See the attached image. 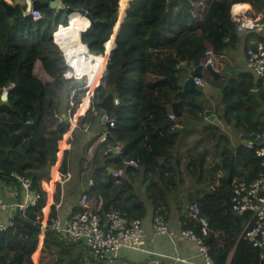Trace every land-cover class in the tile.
<instances>
[{
	"label": "trees",
	"instance_id": "1",
	"mask_svg": "<svg viewBox=\"0 0 264 264\" xmlns=\"http://www.w3.org/2000/svg\"><path fill=\"white\" fill-rule=\"evenodd\" d=\"M245 1H253L260 10L264 8V0H128L119 26L118 22L115 25L116 34L114 26L108 24L89 26L90 21L76 11L70 14L67 24L66 8L87 9L93 20H112L118 17L122 0H62L59 9L44 7L40 19L24 15L19 7L7 11L0 4V90L9 84L7 100L0 98V177L14 179L13 171L26 175L42 193L37 206L26 214L30 221L42 222L47 195L43 181L49 179L44 168L47 161L56 160L58 152L56 142L46 132L43 111L48 85L52 80L63 82L59 74L54 76L62 53L52 32L58 24H67L57 34L78 39L80 31L89 26L82 37L94 52L101 51L115 37L110 64L93 90L91 106L82 119L91 127L99 125L103 111L98 102L114 87L119 102L109 113L114 120L111 132L120 149L117 154H105L108 147L104 145L101 155L114 156L110 159L113 166L123 167L126 173L114 176L102 166L100 181L92 186L95 196L104 198L105 209L118 208L132 217H143L147 206L133 187L136 176L143 175L146 181L149 173L160 168V177L169 189H191L184 170L191 178H201L205 167L214 161L215 174L224 171L219 176L213 174L216 187L197 195L189 192L191 203H200L212 229L206 237L210 254L217 264H227L229 259L230 264H264L258 249L240 237L244 217L231 208L228 212L226 207L231 206L233 194L227 180L231 157L235 155L234 179L248 181L261 169L259 158L242 142L234 147L229 132L207 120L205 111L210 102L201 87L184 91L181 84L183 71L199 64L207 50L212 51L217 67L222 59H215L226 48L238 46L240 21L233 16L232 7ZM45 24L48 28L42 31ZM259 39L264 41L263 36ZM137 57L141 70L131 61ZM203 77L223 88L220 103L213 107L217 117L234 124L239 134L264 132V76L255 78L250 71H240L227 77L205 71ZM79 96L81 91L75 96L76 103L83 98ZM173 103L183 111L184 119H170ZM186 124L191 128L180 139ZM107 143L112 145L113 141L104 140L102 144ZM183 147L184 160L177 154L184 151ZM124 159L135 160L136 165H124ZM153 186L157 190L160 185L153 180L147 188ZM153 201L157 206L160 202L166 205L164 198ZM54 214L53 206L50 216ZM190 226L188 223L183 227ZM39 234L40 228L16 215L15 226L0 234V264H34ZM39 264L108 263L95 260L81 242L63 237L48 226Z\"/></svg>",
	"mask_w": 264,
	"mask_h": 264
},
{
	"label": "built area",
	"instance_id": "2",
	"mask_svg": "<svg viewBox=\"0 0 264 264\" xmlns=\"http://www.w3.org/2000/svg\"><path fill=\"white\" fill-rule=\"evenodd\" d=\"M62 2V0H59ZM78 14L88 17L87 9L76 11ZM233 16L240 21V29L248 32L262 33L264 31V15L249 16L250 12L245 10L246 15L242 12L232 11ZM242 13V14H239ZM24 15H32L34 19H40L43 16L41 10H31ZM89 18V17H88ZM93 20L90 19L89 26ZM62 25L58 24L52 32V36L58 45L62 58L57 69L60 77L66 81L69 90V107L68 115L70 118V129L74 128L75 119L71 118L72 108L75 107V96L82 90H87L88 94L96 87L100 81L104 70L110 64L111 52L114 48L112 44L108 49L107 44L99 51L94 52L90 48L88 41L84 40L82 33L87 29L80 31V38L66 37V34H57ZM88 26V27H89ZM106 59H102L103 55ZM246 59L248 66L259 76H264V41L257 40L252 42L246 49ZM94 65V66H91ZM204 68L207 65L214 67V59L211 50L205 52V57L199 63ZM198 65V64H197ZM177 68L179 65L176 66ZM91 74V75H89ZM195 84L204 86L202 77L195 76ZM219 95V92H218ZM91 95L88 96V100ZM85 98V96L83 97ZM87 98V96H86ZM83 102V101H82ZM119 102L115 98V103ZM169 117L175 119V114L170 113ZM106 120L110 126H114V120L109 112H106ZM29 123V121H28ZM69 131V127H68ZM257 137L262 140L244 142L247 149L253 150L255 156L260 161V171L256 177L251 180L235 178L232 181V197L230 208L237 215L244 217V224L240 237L250 243L259 251L260 260H264V132L257 133ZM101 140H105L103 133ZM116 148L119 150L120 145ZM60 150V149H59ZM124 165H136L135 160H123ZM114 176H123L124 168H116L112 172ZM12 176L17 180L24 192L25 198L16 203H9L0 198V234L15 226V214L4 217L5 210L9 208L19 207L22 215L25 216L28 211L37 206L42 198V193L32 186V179L26 175L13 171ZM68 171L66 178H70ZM105 200L98 196L96 201L92 203L91 196L85 192L79 200L80 210L74 211L68 218L62 217L58 208L60 203L55 206V214L42 220L40 233L45 234L46 228L49 226L55 232L63 235V237H71L76 241H84L87 252L97 261L107 263L113 260L122 248H129L141 252L150 253L145 246L146 230L142 218L132 217L127 210L118 208H104ZM186 220L184 224H190V227H182L177 231L171 226L167 220V210L165 206H159L153 216V230L156 234H165L171 238H175L178 234L188 240L196 242L199 248V255L204 257L203 264H217L210 254L211 246L206 242V237L211 233V227L208 218L203 214L199 202H193L186 210ZM175 261L185 264H202L192 258L182 256H172ZM227 264H230V259Z\"/></svg>",
	"mask_w": 264,
	"mask_h": 264
},
{
	"label": "crops",
	"instance_id": "3",
	"mask_svg": "<svg viewBox=\"0 0 264 264\" xmlns=\"http://www.w3.org/2000/svg\"><path fill=\"white\" fill-rule=\"evenodd\" d=\"M7 1L11 2V0ZM126 1L128 0H123V4H121L122 9L126 6ZM236 5H243V8L250 12L249 16H261V10L258 9L253 1L237 2L233 6ZM233 10L234 7H232V11ZM242 13L246 15V12L243 11ZM239 32L240 42L238 46L226 48L223 51V54L215 59L216 61H220L222 59V61H220L221 64L214 68L219 72V75L223 74L227 77H231V75L236 76L240 71H250L255 76V78H258L260 76L257 75L247 64L246 49L252 42L260 40L259 38L261 36L264 37V31L262 33H254L248 32L244 29H240ZM114 37L115 35L110 39L112 40L113 45ZM191 68L193 67H189L185 71H183L181 84L186 78L188 70ZM205 71L207 70H204V73ZM202 79L204 81V86H197L201 87L202 90H204L205 88L203 92L207 100L210 102L209 108L213 110V107L217 106L220 103L223 95V88L213 84L211 82V78H209L210 81L204 77ZM53 88H55L56 93L57 90H60V94H62L63 96L59 99H49L51 89ZM67 94L68 93L64 94V92L60 88L58 89L53 81L50 85H48L47 93L45 95L43 103V107L45 105L44 118L50 117L52 113H55L56 115L58 114L57 116L60 118L59 121L65 122L66 126V123L70 120L68 115L69 106H67L69 104V97L66 96ZM91 94L92 91H90L89 94L87 92L85 94V98H82L81 102L76 103L72 112V118L75 119L74 128L71 130L69 127V131H67L66 135L64 136V140L62 139L61 142L59 141L60 144L58 148L60 150H58L56 160L53 162L52 171L51 173H49V179L43 181V188L45 189L47 195L45 198L46 202L43 209L42 220H45L48 217L47 213L49 211L51 212V209L53 207L52 202L56 204L60 203V206L57 210L59 214L65 218H68L74 211L79 209V200L83 193L87 192L91 196L92 203H94L97 199V196H95L92 186L94 187L95 183L97 181H100V170H102V166H105L106 171H108V167H112L114 168V170H116V168L113 166L112 161H110V159L114 158V156L109 158L106 155H101V151L104 145L108 148L111 145H109L108 143L102 144L101 148H99L98 151V147L95 149V142L99 139L98 137L102 136L103 133H105V128L101 124V117L103 113H101L100 115L99 125L95 127H91L87 122H83L86 126L79 130V137L83 142V150L80 155H76L75 150L77 146V138L75 136L78 132H76V127L79 124V120H82L81 117L84 113L85 107L91 104V101L88 100V96ZM62 98H68V104L66 103L65 105V103H63L62 101ZM172 112L174 113L173 110ZM184 116L185 115L183 114L181 118H177L176 116L175 117L177 118V120H182L184 119ZM50 119L53 118H49V120ZM219 125L221 126V124ZM182 127H186V132H188L191 128V124H186ZM229 134L233 139L234 147H236L239 142H242L244 144V141L238 132L231 131L229 132ZM106 151L105 154H108ZM174 154H176L175 151ZM177 154L179 156L183 155L182 160L185 159L184 155L186 153L184 151H178ZM68 171L70 172L71 176L67 179L66 174ZM160 171L161 169L157 168L156 173H149L146 181L143 175L136 176L135 180L133 181V187L135 188L139 196L144 200L147 206L146 215L140 218H142L146 230L145 246L149 250H151V252L146 253L129 248H122L119 251L118 255L112 260L113 262L108 264H185L179 261H175L172 256L192 258L193 260H196L202 264L205 262L204 257L199 255V248L196 242L188 240L180 234H178L175 238H171L165 234H156L153 230V216L157 208L163 205L167 210V220L169 224L173 226L177 231H179L184 226L183 222L185 218V212L192 204V201H190V205L184 207V201L187 200L186 196H189V192L195 189L193 187L192 189H186L184 187H180L176 190L172 188L169 189L163 177H160ZM123 176H126V173ZM153 180L157 181V185H160L159 189L155 190V186L147 188L148 183ZM0 198L9 203H16L18 201L24 200L25 192L21 184L17 180L0 177ZM154 198H157V200L164 198V202H166V205L160 202L157 206L153 201ZM15 213L16 207H12L8 210H5L3 215L4 217H8L9 215ZM24 217H26V215ZM44 236L45 234H39V243L41 242V244L39 252H37L38 256L35 257V260L33 257L34 264H39L41 250L44 243Z\"/></svg>",
	"mask_w": 264,
	"mask_h": 264
},
{
	"label": "water",
	"instance_id": "4",
	"mask_svg": "<svg viewBox=\"0 0 264 264\" xmlns=\"http://www.w3.org/2000/svg\"><path fill=\"white\" fill-rule=\"evenodd\" d=\"M128 2V1H127ZM0 4H2L7 11H12L15 7H19L24 13H29L31 10H36L39 9L42 11L44 7H50L53 9H59L61 6H63V3L60 2L59 0H11V2H8L7 0H0ZM125 8V7H124ZM123 8V9H124ZM120 6V10H121ZM75 10L71 7L66 8V12L68 14L73 13ZM121 12V11H120ZM261 14L264 15V8L261 10ZM119 16L121 14L119 13L118 17L112 20H93L92 25L94 27H98L100 25L108 24L111 26H114L115 30V25L118 22L119 26ZM88 17L91 19L92 17L90 14ZM117 26V27H118ZM115 32V31H114ZM114 34V33H113ZM204 70L210 71L212 74L219 75V72L211 65H207L206 68H204L202 65L198 64L193 66V68L188 70L186 78L182 82V90H192L197 87L195 84L194 78L195 76L202 77L204 75ZM9 84H6L3 89L0 90V98L4 102L7 100V95H8V88ZM117 97V93L115 92L114 87L109 88L104 97L98 102V106L100 109L103 111L102 117H101V124L105 128V140H111L113 141L112 145L107 149L108 154H113V153H119V150L116 148L117 142L115 137L112 135V127L109 124V121L106 120V112H109L110 110L114 109L116 107L115 103V98ZM40 105H37V108L39 109ZM172 110L174 111V114L177 118H181L183 116V111L180 110L179 106L177 103H173L172 105ZM206 118L214 123L221 124V126L228 132H238L237 127L234 124H231L228 120H226L223 117L218 118L216 114H214L212 109H207L205 111ZM50 118H57L60 119L55 113H52ZM67 127L71 126L70 122L66 123ZM187 131L186 127H182V133L180 136V139H183L185 132ZM241 138L243 139L244 142L248 141H253L255 140L261 141V137H257V133H251V134H240ZM234 161H235V155H233L228 162L229 166V173H228V183L232 184L233 178H234ZM52 166H53V161L49 160L47 161L46 167L44 168V171L46 173H51L52 171ZM109 172H113L114 168L108 167L107 168ZM110 200H107L106 203L109 204ZM227 211H230V206L226 205ZM16 215L20 217V219L24 222H28L31 224H35L36 227L41 228V225L38 223H34L30 221L27 217H24L20 214L19 207L16 208ZM113 261L110 260L108 263H112Z\"/></svg>",
	"mask_w": 264,
	"mask_h": 264
},
{
	"label": "rangeland",
	"instance_id": "5",
	"mask_svg": "<svg viewBox=\"0 0 264 264\" xmlns=\"http://www.w3.org/2000/svg\"><path fill=\"white\" fill-rule=\"evenodd\" d=\"M123 1V0H122ZM127 5V4H126ZM125 8H126V6H125ZM124 8V9H125ZM124 9H121L120 11V14H121V16H122V14H123V11H124ZM121 16H119V19H120V17ZM62 17H65V15L64 14H62ZM55 19H56V13H55V15L51 18V21H52V23H54L55 22ZM46 28H48V24H45L43 27H42V31H44ZM112 40H109L108 42H111ZM108 46V45H107ZM111 47H108V49H110ZM132 61V63H133V65L134 66H137L136 68L138 69V70H141L142 69V67H141V64H140V57H137V60H131ZM58 75V72H56L55 73V71H54V76H57ZM231 76H235V75H231ZM207 80H209L210 81V79L207 77L206 78ZM53 81V80H52ZM55 84H56V87L59 89H61L63 92H64V94L65 93H68L69 94V90H68V86H67V83H66V81H64L63 80V82L62 81H60V80H57V81H53ZM204 90H205V88H204ZM203 90V91H204ZM84 91V93L82 94V92ZM85 93H87V90H82L81 91V96H79V99L80 98H82V97H84V95H85ZM68 94L66 95V96H68ZM63 95L62 94H60V90H57V93H56V90H55V88H53V89H51V92H50V95H49V99H51V98H57V99H59V98H61ZM64 100H65V102H64ZM1 101V100H0ZM48 101V100H47ZM62 101H63V103H65V105H66V103L68 104V98L67 99H63L62 98ZM67 106H69V104L67 105ZM91 106V104H89V105H87L86 107H85V109H84V113H83V115H82V117L87 113V111H88V108ZM44 108H45V105H44V107H43V111H44ZM73 109H74V107L72 108V112H73ZM66 111V110H65ZM71 112V113H72ZM58 115V114H57ZM73 117V114L71 115V118ZM81 117V118H82ZM49 118L50 117H45L44 118V120H45V128H46V132L48 133V134H50L51 135V137H52V139H53V141H55L56 143H55V145H56V148H58L59 147V141L60 140H64V136L66 135V133H67V131H68V129H67V126H65V123L62 121V122H59V119L57 120V119H50L49 120ZM70 119V118H69ZM83 120L84 119H82L81 121L79 120V124L77 125V127H76V138H77V146H76V155H80L81 153H82V150H83V142H82V139L79 137V130H81L84 126H86L84 123H83ZM67 125V124H66ZM73 133V132H72ZM74 134V133H73ZM75 138V139H76ZM99 139L95 142V145H96V147H95V149L97 148V151H98V149L99 148H101V145H102V143H103V141L102 140H100V137H98ZM189 139V138H188ZM191 140V139H190ZM63 143V142H62ZM76 143V142H75ZM190 146V145H189ZM188 146V147H189ZM184 149V152H185V147H183ZM58 150H59V148H58ZM84 152V151H83ZM213 163H214V161H212L211 163H210V165H208V166H206L205 167V173H204V175L205 176H203V177H201V178H198L197 177V175H195V177H190V175H189V173H186V170H184V174H185V178H186V184L187 185H191V189H192V187L193 188H195V189H193V191H194V193H191V195H197V194H201V193H203L204 191H209L210 190V188L211 187H216L215 185H216V183H212V177H213V174H215V171L212 169L213 168ZM224 173V171H221V170H217L216 171V174H215V176H219V175H222ZM46 176H48L47 174H46ZM194 181V183H192L191 181ZM216 182V181H215ZM192 183V184H191ZM186 199L187 200H185L184 201V207H187L188 205H190V200H191V198H190V196H186ZM66 238H69V239H72L73 241H76V240H74L73 238H71V237H66ZM78 242H81L82 244H85V242L82 240V241H78ZM40 244H41V242L38 244V247H37V249H36V251H35V253H34V260H35V257H37L38 256V253L37 252H39V249H40Z\"/></svg>",
	"mask_w": 264,
	"mask_h": 264
},
{
	"label": "bare ground",
	"instance_id": "6",
	"mask_svg": "<svg viewBox=\"0 0 264 264\" xmlns=\"http://www.w3.org/2000/svg\"><path fill=\"white\" fill-rule=\"evenodd\" d=\"M233 7H234L235 12H237V13L245 11V9L243 8V5H236V6H233ZM239 14H242V13H239ZM86 18L90 21V19L88 17H86ZM107 45H108V47H111L112 46V41L111 42H107ZM92 66H94V65H92Z\"/></svg>",
	"mask_w": 264,
	"mask_h": 264
},
{
	"label": "clouds",
	"instance_id": "7",
	"mask_svg": "<svg viewBox=\"0 0 264 264\" xmlns=\"http://www.w3.org/2000/svg\"><path fill=\"white\" fill-rule=\"evenodd\" d=\"M75 11H77V10H75ZM42 13H43V12H42ZM66 14H67V16H68V18H67V24H68V22H69V16H70L71 13L68 14V13L66 12ZM89 19H90V18H89ZM91 20H93V19L91 18ZM67 24H66V25H67ZM87 29H88V27H87ZM87 29H86V30H87ZM86 30H85V31H86ZM85 31H84V32H85ZM116 31H117V30H116ZM107 42H108V41H107ZM106 44H107V43H106ZM94 89H95V88H94ZM94 89H93V90H94ZM92 92H93V91H92ZM84 96H85V95H84ZM68 122H70V121H68ZM67 128H68V127H67ZM233 179H234V178H233ZM107 263H108V262H107Z\"/></svg>",
	"mask_w": 264,
	"mask_h": 264
}]
</instances>
